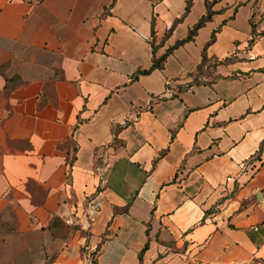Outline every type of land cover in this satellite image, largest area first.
I'll list each match as a JSON object with an SVG mask.
<instances>
[{
  "label": "crops",
  "instance_id": "crops-1",
  "mask_svg": "<svg viewBox=\"0 0 264 264\" xmlns=\"http://www.w3.org/2000/svg\"><path fill=\"white\" fill-rule=\"evenodd\" d=\"M0 264H264V0H0Z\"/></svg>",
  "mask_w": 264,
  "mask_h": 264
},
{
  "label": "trees",
  "instance_id": "trees-1",
  "mask_svg": "<svg viewBox=\"0 0 264 264\" xmlns=\"http://www.w3.org/2000/svg\"><path fill=\"white\" fill-rule=\"evenodd\" d=\"M188 9H189V8H187L186 12H188ZM211 15H212V13L209 12L208 15L202 17L201 20L199 21V23L197 24V26H196L193 30L190 31V33H189V35L187 36V38H185L184 40H180V41H178V42L176 43V45L178 46V45H180V44H183V43H185V42H187V41L192 40V39L194 38L196 32H197V29H198L199 27H201V26H202L207 20H209V19L211 18ZM215 36H216V31L213 33V36H212V40H211V41H213V40L215 39ZM173 49H174V48H170V49L167 51V54H166V55H164L163 57H161V58H159V59H155L154 62H153V65L151 66L150 69L143 70V71H141V72H139V73L146 74V73H150V72H151L153 69H155V68L163 67V63H164V61H165V59H166V56H167L171 51H173ZM205 59H206V58H204V60H205ZM199 68H200V67H199Z\"/></svg>",
  "mask_w": 264,
  "mask_h": 264
},
{
  "label": "built area",
  "instance_id": "built-area-1",
  "mask_svg": "<svg viewBox=\"0 0 264 264\" xmlns=\"http://www.w3.org/2000/svg\"><path fill=\"white\" fill-rule=\"evenodd\" d=\"M142 35V34H141ZM144 37V36H143ZM232 177L229 176L227 177V180H231ZM94 207H97L96 204H93ZM62 218H63V221L67 224V225H70V226H74L76 224V219L74 218V216H72L71 214H65V215H62Z\"/></svg>",
  "mask_w": 264,
  "mask_h": 264
}]
</instances>
